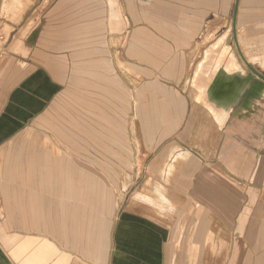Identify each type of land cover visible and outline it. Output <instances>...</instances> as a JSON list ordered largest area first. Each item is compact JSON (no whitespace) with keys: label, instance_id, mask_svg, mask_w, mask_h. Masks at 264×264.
I'll list each match as a JSON object with an SVG mask.
<instances>
[{"label":"crops","instance_id":"obj_1","mask_svg":"<svg viewBox=\"0 0 264 264\" xmlns=\"http://www.w3.org/2000/svg\"><path fill=\"white\" fill-rule=\"evenodd\" d=\"M234 3L174 0L173 14L153 24L143 3L146 30L130 43L129 54L144 60L146 75L179 74L181 81ZM114 9L112 0H57L49 10L52 64L66 48L83 47L80 62L103 70V40L98 50L89 47L103 39L109 19L118 15ZM236 15V49L264 76V0H239ZM156 26L159 36L151 35ZM227 34L197 63L195 85L214 60L210 96L202 100L181 82L164 83L162 93L151 89L154 97L143 93L119 102L110 118L106 102L88 98L77 110L89 113L76 119V104L68 99L69 119L55 121L56 137H45L43 122L32 119L46 113L52 96L54 110L60 107V72L34 74L38 87L21 101L17 91L7 99L0 95V264H264V79L248 80L237 99L229 93L240 70L249 72L230 48L216 47ZM86 74L81 78L100 77ZM92 109L99 111L94 117ZM125 125L128 143L139 139L140 150L127 149ZM158 187L167 188L165 202L189 195L200 208L139 211L113 193L135 188L136 204L155 206Z\"/></svg>","mask_w":264,"mask_h":264},{"label":"rangeland","instance_id":"obj_2","mask_svg":"<svg viewBox=\"0 0 264 264\" xmlns=\"http://www.w3.org/2000/svg\"><path fill=\"white\" fill-rule=\"evenodd\" d=\"M237 1L238 0H235L229 14V20L224 25H218V27L211 32L212 35L209 37L208 42H206L200 51L202 55L200 54V56L193 60L194 62L192 61L193 64H191L186 77L179 81L181 77L179 74L146 75L143 69L144 60L139 61L137 59L135 62L133 58L134 55L129 54L130 43L136 35L141 36L142 31L146 30L143 27L145 21L141 17V15H143L141 9L142 4H149V15L151 19L147 22L153 24L154 19H165L167 18V14H173L172 3L174 0H112L113 7L115 8L114 10L117 9L118 15L117 17L112 16V18L109 19L108 28L104 32L103 39L95 40V44L97 41L103 40L105 50H107L108 53V60L104 62L105 68L103 70L97 68L94 64H84L80 62V55L84 50L83 47L73 46L71 48H66V52L62 54L64 57H58L57 59L58 65L52 64L56 62V58L52 59L51 56L49 10L56 5L57 0H0V95L5 96L7 99L11 91H17L16 96H18L21 101L27 98L29 94L33 93V90L38 87L35 81L32 82L31 77H33L34 74H47L53 76V72H60L63 76V79L58 82L59 93H61V95L59 96V101L55 102L56 104L58 103L60 107H55L54 110V96H52L48 101L46 113L38 117V119H32L43 122L44 125L42 124L43 127L39 128V132L45 137H56L55 121H65L69 119L66 106L68 99L70 104H76V119L82 118L83 113H89V111L79 112V110H77V105H79V108H82L80 105L87 104L88 98L91 104L106 102L108 118H110L111 116H115L118 110L115 105L117 104L118 107L119 102L126 101L129 103L130 101H137L142 98L143 93V96L146 94L150 96L153 94L151 89L153 91L158 90L162 93L161 88L168 83L176 84L181 82L182 88L186 89L194 98L202 100V98L210 96L209 91L213 78L211 69L214 60L213 58L208 60L204 65L201 75L197 71L199 79L197 85H195L193 78L195 77L194 74L197 63L202 59L204 50L226 33H229L226 35V40L222 39L219 41L216 47L220 45L222 48L227 47L228 50L230 48L233 52L232 59H236L237 56L241 63V67L251 74L250 81L258 79L259 76L252 69L248 68L236 49L234 26L236 25L235 13ZM127 4L129 5L127 6ZM129 10H134V13L138 12L140 18H132ZM151 30L154 31L151 33L149 29H147L151 35L156 34L159 36L160 33L157 26L153 27ZM206 34L208 35V32ZM161 35H166V33L161 32ZM39 47L44 49H39ZM100 47L102 46L98 47L96 44L93 47H89V49L98 50ZM138 51L140 53L143 50ZM70 59H72V62H70ZM86 70L93 72L97 71L100 77L93 75L92 77L88 76L86 78H81L84 75H88L86 74ZM154 71H159V73H161V69L155 68ZM72 75L80 78L72 79ZM29 79L31 82H29ZM47 88L46 86L43 90ZM66 88L71 89L69 92H71V94L74 93V95L67 96ZM84 93H89L90 95ZM150 97H154V95ZM92 108L94 109V107ZM93 109L90 113L94 117L99 111ZM193 124L195 125V123L189 124L190 129ZM124 127H126V125ZM62 131H68V129L65 128ZM125 134L127 145L129 144L127 127ZM194 139L195 137H193V140ZM131 142L133 143L132 140ZM133 145H127V149L132 150L135 148L137 151L138 149L140 150L141 145L139 139H135ZM148 158L147 156H142L141 163H147ZM177 160H182V158H177ZM174 172L176 174L178 170L175 169ZM162 190L167 194V188L163 187ZM162 190L160 187L156 189L158 199L161 200L155 206L149 203L136 204L135 188L121 191L117 190L113 191V193L115 196L117 195L118 200L121 199L123 201L124 206L139 211L141 208V210L144 211L160 210L163 214H168L172 211L173 213L179 214L180 210L187 211L200 208L197 204L192 205V199L189 195L186 199L181 198L176 202H165L166 197ZM145 193L153 194V189H148Z\"/></svg>","mask_w":264,"mask_h":264},{"label":"bare ground","instance_id":"obj_3","mask_svg":"<svg viewBox=\"0 0 264 264\" xmlns=\"http://www.w3.org/2000/svg\"><path fill=\"white\" fill-rule=\"evenodd\" d=\"M240 74L239 75H237V76H235L234 77V79H233V81H234V90H230L231 92H229L230 94H233V96H235V99H237L238 97H239V95L241 94V92H239L238 90L240 89V90H244V88H243V86H244V84L248 81V80H250V78H251V74L250 73H248L247 75H246V72L244 71V70H240V72H239ZM221 75H222V73L220 74V73H218V75H217V77H215V79L213 80V90H212V92H214L215 94H217L216 92V90H214V89H216V88H214V87H216L217 86V83H218V81H219V79H220V77H221ZM235 82H238V83H235ZM219 91V93H221L222 91L221 90H218ZM224 94V93H223Z\"/></svg>","mask_w":264,"mask_h":264},{"label":"water","instance_id":"obj_4","mask_svg":"<svg viewBox=\"0 0 264 264\" xmlns=\"http://www.w3.org/2000/svg\"><path fill=\"white\" fill-rule=\"evenodd\" d=\"M238 2H239V0L237 1V7H236V13H235V15L237 14V8H238ZM236 17H237V15H236ZM236 30L234 29V32H235ZM236 43H237V40H236ZM242 57L244 58V60L246 61V63L248 64V66L260 77V78H262V79H264V76L261 74V73H259L256 69H254L253 67H252V65L248 62V60L246 59V57H244L243 55H242Z\"/></svg>","mask_w":264,"mask_h":264}]
</instances>
